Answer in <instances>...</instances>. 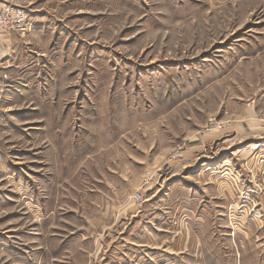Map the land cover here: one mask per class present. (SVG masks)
<instances>
[{
    "label": "rangeland",
    "instance_id": "rangeland-1",
    "mask_svg": "<svg viewBox=\"0 0 264 264\" xmlns=\"http://www.w3.org/2000/svg\"><path fill=\"white\" fill-rule=\"evenodd\" d=\"M15 1L35 35L0 101V264H162L158 185L215 149L232 244L262 219L264 0Z\"/></svg>",
    "mask_w": 264,
    "mask_h": 264
},
{
    "label": "crops",
    "instance_id": "crops-1",
    "mask_svg": "<svg viewBox=\"0 0 264 264\" xmlns=\"http://www.w3.org/2000/svg\"><path fill=\"white\" fill-rule=\"evenodd\" d=\"M3 5L16 6L17 1L0 0V8ZM34 35L35 32L27 33V40ZM25 38L24 34L17 32L4 35L0 31V66L7 70L11 81L17 76L16 69L28 64V56L19 52L21 46L27 45ZM257 132L259 134L258 128H251V133ZM240 144L243 149L248 145ZM250 148L253 150L255 144ZM256 151L254 162L260 159L264 163V142L259 144ZM194 152V149L185 152L184 160L179 165L182 170L194 171L197 168V156L190 161V158H194ZM224 153V150L215 149L214 152H209L210 155H203L202 159L208 161H203L204 166L197 168L199 173L193 172L186 179L170 183L166 187H163L164 181L159 183L158 191L161 190L162 193L156 203L159 217L155 226L158 227V236L161 237L158 251L168 258H164L162 264H181L182 261L187 264L188 261L193 264H225L227 261L228 264H264V190L260 197H253L257 201V211L263 212L262 219L232 216L238 222L232 236L233 245L226 211L236 195L231 180L234 178V171H238L239 167L233 159L230 162L233 157L221 158ZM262 183L264 185V181ZM183 213L187 218L186 229H183L181 235H174L175 227L172 222ZM116 236L114 233V237Z\"/></svg>",
    "mask_w": 264,
    "mask_h": 264
},
{
    "label": "built area",
    "instance_id": "built-area-1",
    "mask_svg": "<svg viewBox=\"0 0 264 264\" xmlns=\"http://www.w3.org/2000/svg\"><path fill=\"white\" fill-rule=\"evenodd\" d=\"M29 28V16L23 8L14 5H3L0 8V31L4 35H8L11 32H17L25 34ZM10 75L5 68L0 67V101L3 94L9 87ZM134 201L140 200L139 196L133 197ZM244 209V206H241ZM235 210H240L237 206ZM230 211H232L230 209ZM254 214L255 208L250 209V212Z\"/></svg>",
    "mask_w": 264,
    "mask_h": 264
}]
</instances>
